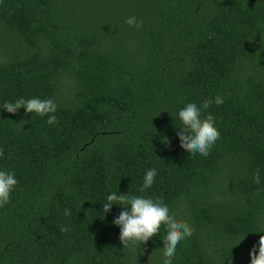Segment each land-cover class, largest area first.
Instances as JSON below:
<instances>
[{
  "label": "trees",
  "instance_id": "1",
  "mask_svg": "<svg viewBox=\"0 0 264 264\" xmlns=\"http://www.w3.org/2000/svg\"><path fill=\"white\" fill-rule=\"evenodd\" d=\"M215 95L221 137L189 153L176 113ZM21 96L54 99L58 123L0 109V168L19 181L0 264H161L159 233L124 245L120 206L102 213L152 167L145 192L194 228L174 264H249L264 235V0H0V104Z\"/></svg>",
  "mask_w": 264,
  "mask_h": 264
},
{
  "label": "clouds",
  "instance_id": "2",
  "mask_svg": "<svg viewBox=\"0 0 264 264\" xmlns=\"http://www.w3.org/2000/svg\"><path fill=\"white\" fill-rule=\"evenodd\" d=\"M125 23L136 28L142 27L143 21L136 16L126 18ZM217 106L224 103V98L215 95L211 98H202L199 102L189 100L180 107L176 113V119L180 123L177 128L182 148L189 153L208 156L211 149L221 137L217 122L211 112L205 113L210 105ZM0 109L16 114L24 109L25 114L32 113L40 117H47L46 123L55 126L58 123L56 116L57 103L52 98L41 99L40 97L25 98L23 96L12 101L0 104ZM167 141V137H164ZM0 156H3L0 150ZM157 176L155 167L145 170L143 182L138 191L140 195L119 194L118 190L109 192L102 203V213L107 214L113 207L118 205L122 209L113 218L112 223L119 227V238L124 245L146 243L155 234H160L163 240L161 264H174L177 255L178 244L193 235V226L184 219L178 218L171 212L170 205L160 196L147 194L146 189L152 187ZM257 184L261 183L259 170L254 174ZM19 181L13 170L0 168V207L7 204L11 194ZM66 216L71 215L69 209L64 210ZM165 231L162 234L161 228ZM61 232L68 231L67 226L60 227ZM255 233H264V224L258 225ZM245 236L240 238L239 244ZM144 251V250H143ZM249 264H264V235L252 245L249 252Z\"/></svg>",
  "mask_w": 264,
  "mask_h": 264
}]
</instances>
